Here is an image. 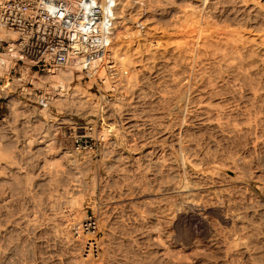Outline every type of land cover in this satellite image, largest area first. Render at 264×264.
<instances>
[{"label":"rangeland","instance_id":"1","mask_svg":"<svg viewBox=\"0 0 264 264\" xmlns=\"http://www.w3.org/2000/svg\"><path fill=\"white\" fill-rule=\"evenodd\" d=\"M119 1L136 38L122 45L141 53L120 64L107 143L77 150L56 109L12 96L0 112V264H264V51L241 52L243 73L198 63L210 72L195 84L178 28L260 32L264 0ZM148 7L152 42L136 28ZM90 87L72 83L57 104L68 120L98 122L105 90ZM89 217L97 233L77 231Z\"/></svg>","mask_w":264,"mask_h":264},{"label":"built area","instance_id":"2","mask_svg":"<svg viewBox=\"0 0 264 264\" xmlns=\"http://www.w3.org/2000/svg\"><path fill=\"white\" fill-rule=\"evenodd\" d=\"M118 7L119 0H0V112L9 110L12 95L28 108L56 109L60 128L77 150L105 142L114 126L105 120L108 104L121 73L112 50ZM136 28L141 33L146 24L139 21ZM69 69L71 77L65 74ZM84 79L90 89L105 90L104 100L97 123L73 124L58 99ZM80 229L96 234L98 221L89 217Z\"/></svg>","mask_w":264,"mask_h":264},{"label":"bare ground","instance_id":"3","mask_svg":"<svg viewBox=\"0 0 264 264\" xmlns=\"http://www.w3.org/2000/svg\"><path fill=\"white\" fill-rule=\"evenodd\" d=\"M142 0H135V4L141 2ZM145 1V0H144ZM119 11H120V1H119V7H118V19H121L117 21L118 24H122V22L124 23V26H126V29H124L123 31L124 32H119L120 34H117L115 35V38L113 40V46H112V50H113V53L115 55V57L119 60L120 64H121V67L125 70L127 69L128 67V60L133 58L134 56H138V53H141L139 52L138 48H139V45L140 44H137L134 45L132 43H129L127 44L126 46L122 45V39L123 38H126L127 39H136L134 36V33L133 32H129L128 28H130V26L127 27V23H132L133 25V22H132V18L133 17H126L127 15L125 14H121L119 15ZM150 13V7H148V10L145 14H142L139 18L140 20L147 24V26H149L148 30L145 31V35L143 37V40L146 41V40H155L153 39V35H151V32L156 30V27L153 26V20L150 19V15L148 16L147 14ZM214 20H209V19H204L202 21H197V20H193V21H190L188 26L185 27V28H180V25H178L177 27L183 31L186 32V36L185 37V43L184 41L180 40V45L181 43L183 45L181 46H186L188 45V47L191 49L192 51V61H191V64L190 66H188L190 69H191V73H192V83H194L193 81H195V84L198 80H201V81H205L207 79V72H203L202 70L203 69H197L196 67L198 66V63H201V65L203 64L204 67L206 69L210 68L209 70H212V71H217L219 74H222L226 71L228 72H233L235 69L239 68L237 71L238 73L239 72H242L241 70V63H243L242 61V54L241 52L248 46L251 48V51L252 52H258V53H262L264 51V30L263 31H260V32H255V33H248L247 35L244 34L245 33V30H240V34L239 33H233L230 35V37L227 39V40H223L219 37H217L215 31L213 30V27H214ZM123 27V26H122ZM183 27V25H182ZM132 29V28H131ZM212 30V31H211ZM122 31V30H120ZM131 31V30H130ZM126 35V36H125ZM142 37V36H141ZM152 42V41H151ZM176 44H179V41L176 42ZM185 44V45H184ZM179 45V46H180ZM146 46V44H145ZM150 46V45H149ZM178 46V45H177ZM178 46V48H180ZM164 47V50L166 51V49H168L169 47ZM184 48V47H182ZM181 48V49H182ZM187 48V47H186ZM141 49V48H140ZM188 49V48H187ZM189 49V50H190ZM133 51V54L131 53V55L129 54L130 52L129 51ZM163 50V51H164ZM171 49H169L168 51L170 52ZM175 50V48H174ZM183 50V49H182ZM164 51V52H165ZM179 50H177L178 52ZM181 51V50H180ZM156 52V51H155ZM173 52V50H172ZM187 52V51H186ZM167 53V52H165ZM190 53V52H189ZM243 53V52H242ZM182 54V53H181ZM188 54V53H187ZM247 58V57H246ZM189 60V59H188ZM242 60V61H241ZM245 62V61H244ZM251 62V61H250ZM9 63V62H8ZM183 63V62H182ZM186 63V62H185ZM248 64V63H247ZM255 64V63H254ZM202 65V67H203ZM207 67H206V66ZM244 66V64H243ZM250 66V65H249ZM187 67V68H188ZM199 68H200V65H199ZM7 70L9 69V66H7L6 68ZM241 70V71H239ZM249 70V68H248ZM251 70V69H250ZM254 70V68H253ZM211 71V72H212ZM210 72V71H209ZM208 72V73H209ZM247 72V70H246ZM245 72V73H246ZM243 73V72H242ZM249 73V72H248ZM68 77H71L72 76V69H69L67 70V73H65ZM217 74V73H214V75ZM250 75V74H249ZM209 76L212 77V74H210ZM243 76H245L243 74ZM222 79V78H221ZM211 80V79H210ZM217 80V79H216ZM188 81H189V78H188ZM187 81V82H188ZM209 81V80H208ZM186 82V81H185ZM210 82V81H209ZM191 83V85H192ZM200 83V82H198ZM200 84H203V83H200ZM207 84V83H206ZM242 84V83H241ZM40 86H44V82H41L39 84ZM185 85V84H184ZM198 85V84H197ZM183 86V85H182ZM194 85H192L193 87ZM186 87V85L184 86ZM195 87V86H194ZM193 87V88H194ZM183 89H186V88H183ZM70 90V89H69ZM188 90V89H187ZM186 90V91H187ZM189 91V90H188ZM190 93V92H189ZM65 94H68V92H65L63 95H61V97L58 99V103L59 104H62V100L66 98L67 95ZM184 94V92H183ZM188 94V93H187ZM185 95H186V92H185ZM185 95H182V96H185ZM255 96V98L258 97V94L257 93H254L253 94ZM9 96H12V95H8ZM199 96V95H198ZM201 96V95H200ZM13 97V96H12ZM203 97V96H202ZM190 98V97H189ZM204 101V99H203ZM190 102V101H189ZM192 102V101H191ZM193 103V102H192ZM207 104V103H206ZM200 106L202 105V103L199 104ZM206 106V105H205ZM99 108V107H98ZM203 110H205V112H210L211 108L210 106L208 105L207 107H204L202 105ZM89 122V121H88ZM219 121H217L218 123ZM72 123L75 124L77 123L76 121L73 122L72 120ZM220 123V122H219ZM218 125H221L219 124ZM217 125V126H218ZM220 127V126H218ZM137 142V141H136ZM107 143V142H105ZM131 145V144H130ZM135 148V147H134ZM153 152V151H152ZM121 155V154H120ZM150 156V155H149ZM120 158V157H119ZM118 159V157H117ZM121 160V159H120ZM172 160V159H171ZM50 162V161H49ZM155 163V162H154ZM115 165V164H114ZM158 168V167H157ZM47 169V168H46ZM120 170V169H119ZM217 171V170H216ZM28 180V179H27ZM127 185V184H126ZM28 188V187H27ZM75 190V189H74ZM121 193V192H120ZM231 195V194H230ZM237 206V205H236ZM245 209V208H244ZM249 210V209H248ZM244 218V217H243ZM160 223V222H159ZM31 226V225H30ZM29 227V226H28ZM6 230V228H4ZM33 229V228H32ZM1 230V229H0ZM30 230V229H29ZM3 231V229L1 230ZM5 232V231H3ZM3 234V233H2ZM16 247V245H15ZM14 250V247H12ZM16 251V250H15ZM5 253V252H3ZM14 252H12L13 254ZM230 255V254H229ZM8 257V256H6ZM11 257V256H10ZM16 257V255H15ZM6 259V258H5Z\"/></svg>","mask_w":264,"mask_h":264},{"label":"crops","instance_id":"4","mask_svg":"<svg viewBox=\"0 0 264 264\" xmlns=\"http://www.w3.org/2000/svg\"><path fill=\"white\" fill-rule=\"evenodd\" d=\"M3 110H4V109H3ZM3 110H2V111H3Z\"/></svg>","mask_w":264,"mask_h":264}]
</instances>
